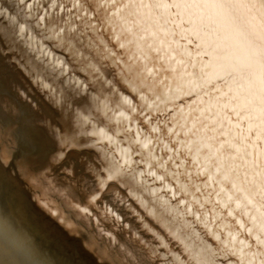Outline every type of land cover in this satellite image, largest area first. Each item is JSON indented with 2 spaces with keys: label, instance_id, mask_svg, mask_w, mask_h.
I'll return each mask as SVG.
<instances>
[{
  "label": "snow or ice",
  "instance_id": "6c2138e0",
  "mask_svg": "<svg viewBox=\"0 0 264 264\" xmlns=\"http://www.w3.org/2000/svg\"><path fill=\"white\" fill-rule=\"evenodd\" d=\"M67 2L72 6L60 4L67 15L52 19L62 39L84 35H72L73 21L87 31L114 17L123 32L142 33L127 41L136 48L129 70L139 81L142 119L135 135L126 136L129 147L119 149L114 174L163 183L176 201H164L165 210L192 216L204 229L203 235L194 231L203 264H264V0ZM20 38L0 26V58L14 52ZM227 41L224 62L217 63L216 52ZM178 95L187 98V112L169 107ZM133 155L145 171L132 167ZM184 227L192 224L184 221ZM204 235L218 242L215 247Z\"/></svg>",
  "mask_w": 264,
  "mask_h": 264
},
{
  "label": "bare ground",
  "instance_id": "6f19581e",
  "mask_svg": "<svg viewBox=\"0 0 264 264\" xmlns=\"http://www.w3.org/2000/svg\"><path fill=\"white\" fill-rule=\"evenodd\" d=\"M62 2L66 8L72 6L67 0H56L55 7L51 6V0H23V3L20 0H0V9L8 16V20L0 23V26H3L10 34L18 33L21 37L18 40L19 46L15 48L14 52H9L3 57L6 63L9 64L15 79L13 81L4 79L0 82V96L1 88L10 87V89L13 88L14 90L12 98L0 97V134L11 131L16 136V142L21 146V150L23 148L25 150L32 149L36 142H41L44 139L45 134L42 128L44 129L45 127L47 132L51 127L68 123L69 113L66 114L67 111L66 113L60 111L63 103H71L77 99L84 101V96L87 93H90L94 108L98 107L100 109H103L109 103L117 105L127 99L132 107L130 108V115L125 116L129 118L137 116L142 119L139 113L144 101L141 98L142 93L138 91L139 81L136 75L129 70V66L134 63L131 57L136 48L134 44H128L127 42L134 37L138 39L142 33L139 30H134L133 35L123 32L122 21L119 17H114L111 23H105L103 26L98 24L96 30L87 31L83 28L81 21H73L77 26V33L72 35L76 36L79 32H84V35L79 39H62L56 35V30H54L52 24V19L56 15H59V17L67 15L66 12L60 11ZM144 2L148 3L149 0H144ZM97 6L94 4L92 7L95 8ZM101 12H103V8H101ZM9 17H14V19H9ZM41 17H44V19H40ZM18 25L23 26L24 31L22 33L19 32ZM226 31L227 29H222L221 35H225ZM121 43L125 44L124 48L120 47ZM230 45L231 41L222 42L221 47L216 52L219 58L217 63L224 62L223 57L226 55ZM29 87L32 89L34 87L36 91L38 90L37 96L35 100L27 98V102L23 103L22 100L28 97L24 92ZM100 92L103 93V97L97 101L95 98ZM186 102H188L186 97L182 99L178 95L175 98V105H169V107L176 106L178 109H183L187 112ZM80 107L82 106L80 105ZM84 108L86 109L85 106ZM133 108L136 111H133ZM22 109H24V112H22ZM69 109L68 107V111H70ZM22 115L23 118L21 117ZM107 115L106 117H108ZM21 118L22 120L26 119L28 123V125L27 123L25 124L26 127H19ZM91 119H93L92 116ZM71 124L75 123L72 122ZM85 125L87 124L85 123ZM59 127L61 129L63 126ZM125 128L118 129L117 133L121 134V139L129 134L124 131ZM62 134L64 135L65 132ZM68 138L70 139V137ZM45 139L47 140V137ZM65 142L62 143L66 144ZM62 143L61 145H63ZM68 144L71 147V144ZM3 146L5 147V145ZM1 151L4 152L3 149ZM38 153L41 154L40 152ZM32 158L34 156H31V160ZM12 159L14 158L11 156V161ZM50 159L51 157L48 158V160ZM138 159V156L132 159V167L136 168L137 172L145 171L143 164L137 166L134 163ZM96 161L91 157L81 158L77 161L74 169L76 188L88 190L93 184L95 185L96 180L101 175L97 167L98 161ZM17 169L16 171L18 172L19 170ZM11 170L12 165L6 160L0 159V175L2 173L7 175ZM1 183H3L1 188L5 192V198L0 199V231L6 233L7 239L13 240L15 232L22 230L33 215L23 214L20 217L21 203L24 201L27 192L23 189H11V183L7 179L0 181ZM117 198L128 200V207L132 211L131 215L133 218L127 217L126 214L116 209L112 203H115ZM164 201H168L172 206L176 204V201L172 199L171 192L164 187L162 182L154 181L153 178L146 175H137L135 180L131 176V182L126 187L123 184H119L113 187L106 195L102 201L101 211L106 223L113 229L114 235L111 239L110 247L115 264H203V260L198 255L200 241L194 235V231L204 234L202 225L196 222L192 216H178L176 212L169 214L165 210ZM9 212L13 214L11 217L6 215ZM177 212H183V206L178 208ZM184 221H189L192 224V228L184 227ZM203 238L213 247L218 243L211 236L204 235Z\"/></svg>",
  "mask_w": 264,
  "mask_h": 264
},
{
  "label": "rangeland",
  "instance_id": "374dc122",
  "mask_svg": "<svg viewBox=\"0 0 264 264\" xmlns=\"http://www.w3.org/2000/svg\"><path fill=\"white\" fill-rule=\"evenodd\" d=\"M98 94L97 98H95L97 101L103 97L102 92ZM90 97V93H87L84 96V101L77 99L71 102L74 105L63 103L60 111L64 113L67 111L66 114L69 113L70 123L68 121L64 125H59L63 126L61 129L58 125L54 126V129L51 127L53 129H49L51 132L49 130L46 132L45 127L44 129L42 128L45 134L44 139L47 137V140L45 139L44 141L43 139L41 142H36L32 149H27L28 152L25 148H23L24 152L21 150V146L16 142V136L11 131L0 134V159H4L12 165V170L9 174L2 173L0 175V181L7 179L11 183V189H23L27 192L24 201L21 203L20 217L23 214L33 215L22 230L15 232L13 240L7 239L6 233L0 231V264H115L110 247L114 233L103 217L101 211L102 201L113 187L119 184H123L126 187L131 182V175H115L112 171L114 160L120 157L119 149L129 147V141L126 137L121 139V134L117 132L118 129L121 130L124 127H128L132 129L128 136L135 135L140 126L138 123L141 118L136 116L125 120L120 116L121 112L127 116L130 115L131 104L122 102L114 105L109 103L103 109L94 108ZM80 102H84L86 105ZM76 104L78 105L76 106ZM68 107L70 111H68ZM125 110L126 112H124ZM73 111H76L74 112L75 114ZM71 114L74 115L72 116ZM100 114L101 116H99ZM91 116L93 119H91ZM99 117L100 119L98 120ZM72 122L76 125L71 124ZM77 123L81 124L78 125ZM58 130H61V132ZM63 131L65 132L64 135L62 134L64 133ZM72 135L75 137L73 138ZM77 136L79 137L77 138ZM107 137H112L116 143H113ZM68 143L71 144L73 149ZM43 145H46L47 148ZM11 156L14 158L12 161ZM31 156H34L32 160ZM135 156L133 155L132 159ZM49 157H51L50 160H48ZM85 157L97 160L99 173L103 175H100L95 185L93 184L88 190L76 188L74 177L77 161ZM36 162L37 164H35ZM23 168L25 169L23 170ZM16 169L19 171L17 172ZM110 176H114V178L109 179ZM2 184H0V199L5 198V192L1 188ZM6 215L11 217L13 214L9 212Z\"/></svg>",
  "mask_w": 264,
  "mask_h": 264
},
{
  "label": "water",
  "instance_id": "95a60500",
  "mask_svg": "<svg viewBox=\"0 0 264 264\" xmlns=\"http://www.w3.org/2000/svg\"><path fill=\"white\" fill-rule=\"evenodd\" d=\"M3 13H4V15L0 16V23H4L5 20L6 21L8 20V16L6 15V13L4 11H3ZM8 67H9V64L6 63L5 59L0 58V82H2V80H4V79H9V80H12V81H13V79H15L14 76L12 75V73H11V68L10 67L8 68ZM23 91H25V90H23ZM37 91H36V88L33 87V89H32V88L29 87L28 90L24 92V93H26V95H28V97L23 99L22 102L23 103L27 102V100L29 98H32L31 100H35V98L37 96ZM13 94H14L13 88L12 89H10V87L1 88V96L0 97H2V98H4V97L5 98L6 97L7 98L8 97L12 98ZM14 98L16 99L15 96H14ZM22 112H24V109H22ZM21 117L23 118V115ZM22 118L20 120V123H19L20 126L19 127H21V126L26 127L25 124L27 123V121H26V119L22 120ZM27 125H28V123H27ZM110 202L112 203L111 200H110ZM112 204L116 207V209L118 211H120L123 214H126V216L129 217V218H133V216L131 215L132 211H131V209L129 210V207H128V200H125V199L123 200V199L117 198V199H115V203L113 202Z\"/></svg>",
  "mask_w": 264,
  "mask_h": 264
}]
</instances>
